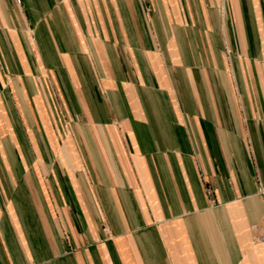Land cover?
<instances>
[{"label": "crops", "instance_id": "0c3cea01", "mask_svg": "<svg viewBox=\"0 0 264 264\" xmlns=\"http://www.w3.org/2000/svg\"><path fill=\"white\" fill-rule=\"evenodd\" d=\"M0 264H264V0H0Z\"/></svg>", "mask_w": 264, "mask_h": 264}]
</instances>
